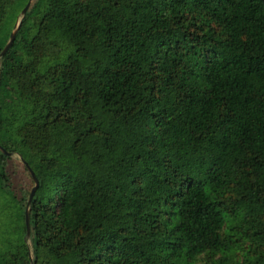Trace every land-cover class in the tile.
<instances>
[{"label":"trees","instance_id":"trees-1","mask_svg":"<svg viewBox=\"0 0 264 264\" xmlns=\"http://www.w3.org/2000/svg\"><path fill=\"white\" fill-rule=\"evenodd\" d=\"M0 148L38 182L28 250L0 152V264H264V0H34Z\"/></svg>","mask_w":264,"mask_h":264},{"label":"rangeland","instance_id":"rangeland-1","mask_svg":"<svg viewBox=\"0 0 264 264\" xmlns=\"http://www.w3.org/2000/svg\"><path fill=\"white\" fill-rule=\"evenodd\" d=\"M19 13L14 19V23L11 27V31L14 29L15 24L20 18ZM4 172L6 175L5 184L8 187V189L13 193L16 199H19L21 196H26L29 193V190L32 188L33 183L27 171L23 168V165L20 162L18 156L14 154L8 155V158L4 162ZM9 211L10 209L8 204L6 205V199L0 196V224L4 220L5 214H7ZM25 244L28 250H30L29 236L25 238ZM29 257H30V253H29Z\"/></svg>","mask_w":264,"mask_h":264},{"label":"water","instance_id":"water-1","mask_svg":"<svg viewBox=\"0 0 264 264\" xmlns=\"http://www.w3.org/2000/svg\"><path fill=\"white\" fill-rule=\"evenodd\" d=\"M34 0H27L26 4L24 5V7L21 9L19 15H20V18L19 20L17 21V23L15 24V27L14 29L10 32L9 36H8V39L5 43V45L3 46V48L1 49L0 51V58L4 55V53L8 50V48L10 47V45L12 44L13 40H14V37H15V34H16V31H17V28L19 27V24H20V21L21 19L23 18L25 12L27 11V9L30 7L31 3L33 2ZM0 152L4 155H10L8 153H6L4 150H2L0 148ZM20 162L22 163V165L24 166V168L26 169L32 183H33V186L32 188L29 190V193H28V196H27V200H26V204H25V208H24V226H25V238H27L29 236V227H28V221H29V209H28V206H29V203L31 201V198L34 194V191L36 190L37 186H38V182L36 180V178L34 177L33 173L31 172V170L28 168V166L20 160Z\"/></svg>","mask_w":264,"mask_h":264}]
</instances>
